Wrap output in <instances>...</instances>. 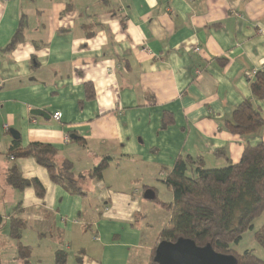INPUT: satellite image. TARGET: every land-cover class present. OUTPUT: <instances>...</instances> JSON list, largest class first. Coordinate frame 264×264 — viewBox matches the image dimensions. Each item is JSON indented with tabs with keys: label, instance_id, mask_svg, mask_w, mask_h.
Masks as SVG:
<instances>
[{
	"label": "crops",
	"instance_id": "0c3cea01",
	"mask_svg": "<svg viewBox=\"0 0 264 264\" xmlns=\"http://www.w3.org/2000/svg\"><path fill=\"white\" fill-rule=\"evenodd\" d=\"M23 18L24 40L5 51ZM263 65L264 0H0L7 221L21 204L23 237L31 231L39 257L49 250L53 264L58 252L65 264H149L172 214L154 226L146 191L158 197L162 182L159 200L172 203L163 181L179 157L219 169L239 163L247 145L264 143V129L240 136L225 124L246 100L264 111L251 88ZM11 130L23 148L55 147L57 162L71 161L77 175L112 160L101 181L86 180L85 196L72 195L34 159L12 160ZM14 164L41 182L44 198L7 185Z\"/></svg>",
	"mask_w": 264,
	"mask_h": 264
},
{
	"label": "trees",
	"instance_id": "16d2710c",
	"mask_svg": "<svg viewBox=\"0 0 264 264\" xmlns=\"http://www.w3.org/2000/svg\"><path fill=\"white\" fill-rule=\"evenodd\" d=\"M25 26L23 18L5 51L12 52L24 40ZM251 88L254 101H264L263 71L257 72ZM94 97L93 86L88 84L87 98ZM225 124L234 135L255 134L264 129V111L252 100H246L234 110L232 118ZM10 155L14 160L34 159L48 171L54 184L78 196L86 195V180L103 179L112 160L106 157L89 173L77 175L71 161L57 162V149L49 144L33 143L23 148L20 140H15ZM6 182L18 192L31 188L39 198L45 197L46 190L41 182L26 179L17 164L8 170ZM163 182L173 194V202L164 203L158 197L154 200L160 208L172 214L170 222L160 234V241L190 239L200 247L210 244L217 253L234 256L238 264H264V259L252 250L242 254L236 252L244 236L254 230L253 222L264 214V143L247 145L239 163L219 169H206L191 157H179ZM20 212L21 204L8 220V234L17 242V259L22 264H31L32 248L22 243L26 223L20 217ZM4 223L5 216L0 209V230ZM254 239L264 249V226L254 233ZM154 257L155 251L149 264H157ZM65 263V254L58 252L57 264Z\"/></svg>",
	"mask_w": 264,
	"mask_h": 264
},
{
	"label": "rangeland",
	"instance_id": "374dc122",
	"mask_svg": "<svg viewBox=\"0 0 264 264\" xmlns=\"http://www.w3.org/2000/svg\"><path fill=\"white\" fill-rule=\"evenodd\" d=\"M112 173L108 175V178H111ZM160 189H157L158 192V198L160 200H164V193L163 189L164 187L161 186L162 182H159ZM152 211L150 212L151 215V222L154 224V226H161L163 224H167L168 220H170V213L166 210L160 209L159 206L156 205L154 201L147 202ZM8 206L10 209V204L4 205V202L1 203L0 208L2 210L3 215L5 216V223L3 227L0 230V264H21L20 261L17 259V249L16 244L17 242L10 238L8 234V221L6 219L7 215L9 214L8 211L6 212L5 208ZM264 226V214L256 219L253 222V231H249L245 236L242 242L236 247V252L238 253H244L245 251H253L257 256L264 259V249H262L258 243L254 239V233L258 231L261 227ZM159 239V243H160ZM22 243L25 245H31L32 248V254H31V264H41L38 263V260H40L41 257H39V254L42 252L38 250V244H37V237L32 234L31 231H28L24 234V237L22 239ZM39 243V242H38ZM158 243V244H159ZM45 254H42L41 261L43 264H53L54 263V256L51 258L49 250L43 251ZM56 260H57V256ZM53 259V260H52Z\"/></svg>",
	"mask_w": 264,
	"mask_h": 264
},
{
	"label": "water",
	"instance_id": "95a60500",
	"mask_svg": "<svg viewBox=\"0 0 264 264\" xmlns=\"http://www.w3.org/2000/svg\"><path fill=\"white\" fill-rule=\"evenodd\" d=\"M33 114L46 115L41 110H35ZM11 135L16 140L20 138L15 130H11ZM144 196L149 201L156 198L155 191L152 189L147 190ZM154 262L157 264H238L234 256L217 253L210 244L200 247L194 241L184 238L177 242L161 241L156 247Z\"/></svg>",
	"mask_w": 264,
	"mask_h": 264
},
{
	"label": "built area",
	"instance_id": "2783aa9c",
	"mask_svg": "<svg viewBox=\"0 0 264 264\" xmlns=\"http://www.w3.org/2000/svg\"><path fill=\"white\" fill-rule=\"evenodd\" d=\"M196 51L199 52L200 49H196ZM259 71H263V72H264V65H263L260 69L253 71V73L251 74V77L254 78L255 75L257 74V72H259ZM199 74H200V73H199ZM53 118H54L56 121H60L61 118H62V114H61V113H55V114L53 115ZM12 160H14L13 157H12Z\"/></svg>",
	"mask_w": 264,
	"mask_h": 264
}]
</instances>
